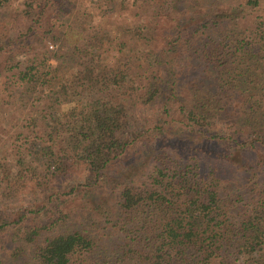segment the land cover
<instances>
[{
	"label": "trees",
	"instance_id": "obj_1",
	"mask_svg": "<svg viewBox=\"0 0 264 264\" xmlns=\"http://www.w3.org/2000/svg\"><path fill=\"white\" fill-rule=\"evenodd\" d=\"M97 2L101 22L89 19L85 0H27L33 23L13 39L25 40L32 56L15 61L0 43V75L11 80L9 93L0 91L7 114L0 130L16 116L4 105L27 108L38 90L47 94L38 125L62 104H79L62 110L69 122L61 143L51 131L10 135L21 142L12 150L24 166L14 174L2 155L0 177L17 193L28 189L20 181L30 179L29 169L41 179V165L52 176L76 165L89 172L65 192L48 191L61 201L59 215L26 231L24 264H264V0ZM150 13L148 26L138 17ZM44 18L51 27L36 31ZM101 91L119 97L104 99ZM40 101L32 100L25 119ZM156 101L165 122L123 133L126 105ZM142 136L144 160L113 174ZM30 150L38 153L25 164ZM104 184H114L113 196L97 203ZM81 192L98 215L76 226L62 195ZM7 224L0 220V234Z\"/></svg>",
	"mask_w": 264,
	"mask_h": 264
},
{
	"label": "rangeland",
	"instance_id": "obj_2",
	"mask_svg": "<svg viewBox=\"0 0 264 264\" xmlns=\"http://www.w3.org/2000/svg\"><path fill=\"white\" fill-rule=\"evenodd\" d=\"M26 1L27 0H5L4 5L0 7V33L3 31V26L5 27L4 33L2 35L0 34V43L4 44L7 49L10 50V53H15L14 57L11 56L15 59V61L19 60L23 61V63H25L27 59L32 56V51L25 50V48L27 47L25 40L15 41L13 38L17 37L20 34V30L23 27L29 26L33 23L31 16H27L24 12L25 9H28L25 4ZM262 7L264 8V2L262 3ZM82 8L89 14V19L94 20L95 22L102 21L103 18L100 4L97 2V0H85V5ZM81 10L82 9H79L77 10V12ZM48 15L55 19L56 26L60 25L61 20H57L58 12L51 9ZM138 18L144 24L148 26L152 25L153 18L151 13L147 16H139ZM51 23L52 22H50L49 24ZM50 27L51 26L47 24L44 18L43 23L37 26L36 31H41L43 33L45 28L48 29ZM38 36L39 35L34 36L33 41ZM48 45L51 48H56V45L54 43H50ZM55 63L56 62L54 59L50 61V64ZM6 75L10 76V74L0 75V91L4 90L5 94L9 93L8 87H11V80L7 81V79L5 78ZM5 82L7 83L5 84ZM99 94L101 96H104V99L119 97L116 94V91H101ZM33 96L35 97L34 99H40V102L43 103H37L39 105V108L36 110L33 116H30L29 119H25V117L28 113V110L30 109L29 107L31 106L32 100H34L33 98L29 101V103H27V108H20L18 105H4V107H7L10 111L15 107L16 116L6 120V122L10 125L7 124L5 125L4 130H0V156H7L11 164V168L12 170H14V174L19 172L20 169H23L24 166L22 163L18 165V162L14 161L15 156L12 150L14 146L13 144H18L21 142L11 141L8 139V137L13 133H21L24 136L30 137L33 133L38 134L41 132L51 131V139L55 142L61 143L64 139V135L67 132L66 123L68 124L69 122V119L64 117L62 112L67 110L68 108L79 105L78 103L62 104L60 110L55 112V115L51 116V120H40L39 123L41 124L38 125V116H36V113L40 108L44 106V101L47 99V94L42 92L41 90H38L33 94ZM16 98L17 95L15 93H12L11 98L9 97L8 100L14 103ZM161 106V101H156L153 103L142 102L136 103L134 105H126L125 120L128 124L125 125V131L123 133L127 134L130 130L139 131L143 127L153 126L155 122H165L164 120L166 119L161 114ZM1 107L2 106L0 105V110L2 112H0V114L5 115L6 113H4V110ZM18 111L20 112L19 116L17 117ZM3 119L4 118H2L1 122H3ZM25 123L28 126H25ZM144 143H148L147 136H142L139 142L135 143L138 145L137 148L131 149L129 151L128 157L121 160L112 168L111 171L113 172V174L123 175V171L129 169L130 166L134 165L133 162L130 161L137 159L140 163L142 160H144L146 151L140 148ZM3 147L6 148L5 151H3ZM24 148L25 146H23V149ZM30 151L31 152L29 155H25V159H28L27 163H25L24 161L25 164H29V162L32 161L33 154L38 153L35 152V150ZM135 151L139 152L140 154L136 153ZM41 160H44V158H41ZM34 165L35 163L33 162V166ZM76 167L77 165L74 166L70 172L62 176H52V173L50 174L47 172V167L41 165L39 169L37 168V175H40L39 178H41H37L38 180L36 178L32 180L31 177L36 168L29 169L26 174L28 177H26L30 179L28 181H20L21 184L28 185V189H22L17 193L13 188L10 187L9 184H6L8 181L3 178L5 175H2L0 177V220L6 221V223H8L6 226H4L3 232L0 234V264H24L26 262L30 252V249L28 248L30 245L23 243L26 242L24 236L26 231H29V227H31L32 225H44L45 223L53 220L59 215L58 211L55 208L61 201H57L58 198L56 197H53L52 200L49 199L48 191H58V189H61V192H65L67 190V187H71L72 185H75L79 182L83 183L89 176V172H87L84 167ZM113 185L114 184H104V186H102L103 188L99 189L98 193L100 196L97 197V203H100V201L103 202L104 198L113 196L110 194ZM99 198H101V200H99ZM65 199L67 205L63 204L61 208L64 211L68 209V212L71 214V222L69 223L73 225L79 226L80 224H85L88 222L91 223L95 219L96 215H98L94 211L95 202L92 203L93 198L88 197L86 192H81L79 195H76L72 199L70 195H62V201ZM29 210H31L32 212H29ZM26 213H28V215H26ZM98 217L99 218L96 219H98L99 221L104 220L102 217ZM117 236L118 235L115 234L112 238L117 239ZM19 247H22V249H19Z\"/></svg>",
	"mask_w": 264,
	"mask_h": 264
}]
</instances>
